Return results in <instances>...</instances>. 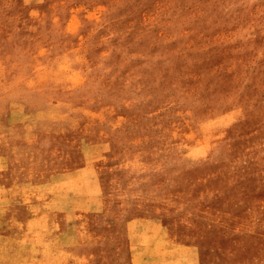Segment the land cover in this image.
<instances>
[{
	"label": "rangeland",
	"instance_id": "374dc122",
	"mask_svg": "<svg viewBox=\"0 0 264 264\" xmlns=\"http://www.w3.org/2000/svg\"><path fill=\"white\" fill-rule=\"evenodd\" d=\"M0 264H264V0H0Z\"/></svg>",
	"mask_w": 264,
	"mask_h": 264
}]
</instances>
